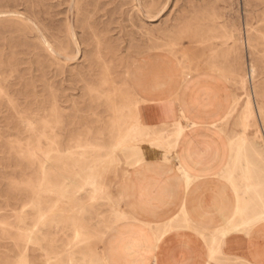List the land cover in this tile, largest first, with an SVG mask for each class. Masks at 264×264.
Wrapping results in <instances>:
<instances>
[{
    "label": "rangeland",
    "instance_id": "374dc122",
    "mask_svg": "<svg viewBox=\"0 0 264 264\" xmlns=\"http://www.w3.org/2000/svg\"><path fill=\"white\" fill-rule=\"evenodd\" d=\"M145 55L184 79L221 74L229 127L264 128V0H0V264H109L106 234L133 215L123 180L151 157L144 146L167 142L139 122L131 80ZM247 142L231 141L236 160L248 163Z\"/></svg>",
    "mask_w": 264,
    "mask_h": 264
},
{
    "label": "crops",
    "instance_id": "0c3cea01",
    "mask_svg": "<svg viewBox=\"0 0 264 264\" xmlns=\"http://www.w3.org/2000/svg\"><path fill=\"white\" fill-rule=\"evenodd\" d=\"M182 72L172 58L159 55H145L136 63L131 82L140 99L143 124L168 136L183 113L191 125L167 158L147 157L130 167L121 191L133 215L106 234L103 252L109 264H233L237 258L264 264V219L224 237L220 249L230 262L211 261L208 241L233 220L242 224L261 210L264 128L229 127L234 96L221 74L201 71L184 79ZM244 136L249 164L243 156L236 160L231 147V141ZM183 171L192 178L190 184ZM229 174L247 202L242 217H236L239 198ZM248 175L253 183L249 193L245 192ZM169 224L172 228L158 234Z\"/></svg>",
    "mask_w": 264,
    "mask_h": 264
},
{
    "label": "bare ground",
    "instance_id": "6f19581e",
    "mask_svg": "<svg viewBox=\"0 0 264 264\" xmlns=\"http://www.w3.org/2000/svg\"><path fill=\"white\" fill-rule=\"evenodd\" d=\"M253 69V68H252ZM165 71H167V70H165ZM173 73V72H172ZM170 74V73H169ZM154 76V75H153ZM152 76V77H153ZM169 76V75H168ZM185 77V76H184ZM164 81V80H163ZM164 82H166V81H164ZM176 83V82H175ZM166 85V84H165ZM168 87V86H167ZM111 90V89H110ZM134 90V89H133ZM132 91V90H131ZM135 92V91H134ZM262 98V97H261ZM154 102V101H153ZM138 106V105H137ZM262 106V105H261ZM143 107V106H142ZM262 108V107H261ZM145 109H146V107H145ZM262 113V112H261ZM143 115H145V114H143ZM248 115V114H247ZM138 116H139V107H138ZM134 117V116H133ZM134 119V118H133ZM136 121V120H135ZM137 122V121H136ZM139 122H140V124H142L143 126H144V128L146 129H149V130H151V127H148L147 125L145 126L144 124H143V122H142V120H141V116H139ZM139 124V123H138ZM247 124V123H246ZM135 125V124H134ZM191 124H190V120L185 116V114H183L182 113V117H181V120L178 122V123H176V124H174L173 125V130H172V134H170V135H168V136H165V137H161L160 135V137L162 138V139H165V141H167L166 142V144H165V147H163V149L162 148H160L159 146H156V145H154V144H149V145H146V146H144L143 147V149H142V152H143V150L146 152V154L147 153H149L150 154V156L151 157H158V158H167V155H169V154H171L172 153V151L175 149V147L177 146V144H178V142H179V139H180V137H181V135L184 133V130L186 129V128H188L189 126H190ZM244 128V127H243ZM131 129V128H130ZM134 129V128H133ZM131 131V130H130ZM141 131V130H140ZM144 131V130H143ZM152 131V130H151ZM132 132V131H131ZM145 133V132H144ZM127 134V133H126ZM146 134V133H145ZM151 133H149L148 135H150ZM129 135V134H128ZM130 135H133V133L132 134H130ZM152 136V135H151ZM164 136V135H163ZM171 136H174V139H173V141H172V139L170 138ZM120 137V136H119ZM140 137V136H139ZM148 137V136H147ZM169 137V138H168ZM129 138V137H128ZM157 138V137H156ZM161 138H160V140H161ZM127 139V138H126ZM135 140V139H134ZM126 142H127V140H125ZM139 141H140V139H139ZM164 141V142H165ZM157 142V141H156ZM159 142V141H158ZM136 143V142H135ZM141 143V142H140ZM143 143V142H142ZM149 143V142H148ZM155 143V142H154ZM240 143H242V142H240ZM248 143V142H247ZM124 144V143H123ZM155 144H157V143H155ZM160 144V143H159ZM162 144H163V142H162ZM245 144H246V142H245ZM161 145V144H160ZM120 146H121V144H120ZM126 146V145H125ZM131 146V145H130ZM117 147V146H116ZM136 147V146H135ZM140 147H142V146H140ZM124 148V147H123ZM127 148V147H126ZM129 148V147H128ZM115 150V149H114ZM124 150V149H123ZM125 151V150H124ZM130 151V150H129ZM174 151H176V150H174ZM132 152H134V150H132ZM131 152V153H132ZM144 152V153H145ZM126 153H128V152H126ZM135 153H137L136 151H135ZM242 153H243V151H242ZM130 154V153H129ZM244 154H246V156H247V153H244ZM175 155V154H174ZM141 156V155H140ZM171 156V155H170ZM241 156V155H240ZM245 156V155H244ZM141 157H144V156H141ZM140 157V158H141ZM242 157V156H241ZM132 158V157H131ZM238 158V157H237ZM143 159V158H142ZM146 159V158H145ZM172 159V158H171ZM240 159V158H239ZM174 160V159H173ZM142 161V160H141ZM128 162V161H127ZM132 162V161H131ZM129 163V162H128ZM140 163V162H139ZM120 162L118 161V165H117V167H119L120 165ZM131 164V163H130ZM122 167V166H121ZM121 169H123V167L121 168ZM130 169V168H129ZM126 171V170H125ZM183 173H184V175H185V177H186V181L190 184L191 183V181H192V178L189 176V174L188 173H186L185 171H183ZM124 181V180H123ZM122 186V185H121ZM234 187H235V189H236V192H237V194H238V198H239V201H238V208H237V211L235 212L236 213V217H238L241 213H242V210H243V208H242V200L244 199H242L241 200V198H240V195H239V192H238V189H237V187L234 185ZM251 187V186H250ZM251 190V189H250ZM123 200V199H122ZM244 201V200H243ZM122 203V202H121ZM245 204V203H244ZM243 204V205H244ZM263 205V204H262ZM245 206V205H244ZM124 208V207H123ZM245 208V207H244ZM262 208H264V207H262ZM122 209H120L119 211H121ZM125 210V209H124ZM124 210H123V212H124ZM128 213V212H127ZM130 214V213H129ZM124 215H126L125 213H124ZM254 215H255V213H254ZM127 216V215H126ZM123 217V216H122ZM118 218V217H117ZM127 218V217H126ZM131 218V217H130ZM262 218H264V210L261 212V213H258V214H256L255 216H254V218L252 219V222H254V221H257V220H259V219H262ZM186 221H187V223L189 224V226L190 227H193V224H192V222L191 221H189V220H187L186 219ZM251 221V220H250ZM249 221V222H250ZM234 222H236L235 220H233L228 226H226L225 228H221V229H219V230H217L216 232H215V234L213 233V234H211V242L209 243L210 244V259H211V261H213L214 260V258H215V256L217 255V253L218 252H223L222 250L223 249H220V246H221V243H222V240L224 239V237H227L226 235L229 233V231H231V230H233V229H238L237 228V225H236V223L234 224ZM246 223V222H245ZM250 225V224H249ZM167 226H169V225H167ZM241 226V225H240ZM246 226V225H245ZM248 226V225H247ZM167 228H169V227H167ZM166 228V230H168ZM163 230V229H162ZM214 230H216V229H214ZM236 232V231H235ZM233 236V235H232ZM230 237V236H229ZM225 240H226V238H225ZM224 244V243H223ZM228 248V247H227ZM228 250V249H227ZM225 255V254H224ZM218 256V255H217ZM216 256V257H217ZM253 257V256H252ZM247 258V257H246ZM103 259V258H102ZM256 260V259H255ZM210 261V260H209ZM210 261V262H211ZM244 262V261H243ZM257 262V261H256ZM208 263V262H207Z\"/></svg>",
    "mask_w": 264,
    "mask_h": 264
}]
</instances>
